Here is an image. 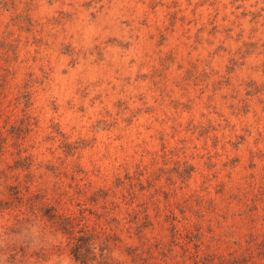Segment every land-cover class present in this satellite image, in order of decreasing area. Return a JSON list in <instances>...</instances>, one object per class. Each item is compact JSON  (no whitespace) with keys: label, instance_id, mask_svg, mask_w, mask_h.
Listing matches in <instances>:
<instances>
[{"label":"rangeland","instance_id":"1","mask_svg":"<svg viewBox=\"0 0 264 264\" xmlns=\"http://www.w3.org/2000/svg\"><path fill=\"white\" fill-rule=\"evenodd\" d=\"M0 264H264V0H0Z\"/></svg>","mask_w":264,"mask_h":264}]
</instances>
